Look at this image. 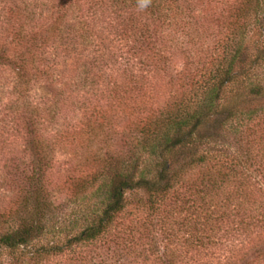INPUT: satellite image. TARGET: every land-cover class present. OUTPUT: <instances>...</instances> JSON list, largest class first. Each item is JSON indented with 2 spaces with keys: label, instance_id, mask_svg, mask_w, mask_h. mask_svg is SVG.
Returning a JSON list of instances; mask_svg holds the SVG:
<instances>
[{
  "label": "trees",
  "instance_id": "obj_1",
  "mask_svg": "<svg viewBox=\"0 0 264 264\" xmlns=\"http://www.w3.org/2000/svg\"><path fill=\"white\" fill-rule=\"evenodd\" d=\"M0 33V65L62 87L25 105L0 264H264V0H0ZM49 145L76 163L63 216Z\"/></svg>",
  "mask_w": 264,
  "mask_h": 264
},
{
  "label": "rangeland",
  "instance_id": "obj_2",
  "mask_svg": "<svg viewBox=\"0 0 264 264\" xmlns=\"http://www.w3.org/2000/svg\"><path fill=\"white\" fill-rule=\"evenodd\" d=\"M1 35L0 33V39ZM183 64H180L179 69L183 68ZM64 69L65 67L61 66L60 71ZM66 71L69 72L68 68ZM16 72V69L7 64L0 65V211L13 208L32 190L28 174L34 164L35 154L32 151L33 130L31 121L24 112L25 105L30 103L37 107L42 106V102L51 103L58 99L62 90L61 84L57 82L56 72L54 76L50 75V79L44 77L38 81L24 80ZM170 94L169 87L160 98L162 104L168 100ZM68 111V119H71V109ZM56 129H50V133H46L43 128L44 139L46 142L48 140V144L54 138ZM53 148H55L52 153L53 159L48 161L46 177L47 181L51 182L50 189L57 192L59 188L61 190V194L58 192V204L59 214L63 216L71 212V203L66 198L62 186L75 170L76 163L69 150L57 148L56 145L49 147L52 151ZM116 242H131V240L125 237ZM133 242H141V240L137 236ZM121 254L123 255V251ZM126 260V264H133L131 259Z\"/></svg>",
  "mask_w": 264,
  "mask_h": 264
}]
</instances>
